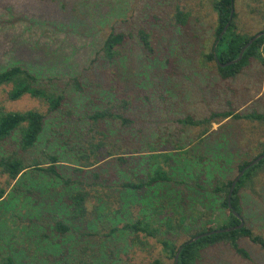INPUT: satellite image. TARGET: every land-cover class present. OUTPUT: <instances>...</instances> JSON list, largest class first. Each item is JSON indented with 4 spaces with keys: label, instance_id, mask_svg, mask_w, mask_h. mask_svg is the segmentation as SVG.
<instances>
[{
    "label": "rangeland",
    "instance_id": "obj_1",
    "mask_svg": "<svg viewBox=\"0 0 264 264\" xmlns=\"http://www.w3.org/2000/svg\"><path fill=\"white\" fill-rule=\"evenodd\" d=\"M214 1L0 0V71L23 66L41 86L66 98L63 110L49 113L46 105L30 96L8 100L9 87L0 88V103L7 111L39 110L47 117L42 142L30 157L42 161L48 154L64 156L78 143L86 147L102 142L100 157L131 156L150 172L152 164L143 159L151 153L177 155L179 162H187L178 166L191 165V170L172 172L163 165L172 179L173 207L193 214L187 227L171 234L163 231L161 238L142 233L136 238L124 232L127 222L154 214L138 206L139 195L122 191L119 178L130 175L117 173L113 162L108 169L102 167L111 159L107 158L96 166L103 173L99 179L84 180L83 186L91 192L88 223L69 219L71 213L63 202L69 189L64 182L49 185L45 196L40 190L49 182L46 179L39 188L25 184L18 197H13L10 187L0 201L4 203L0 207V257L13 254L20 264H174L162 240L180 245L205 227L217 229L226 219L229 211L221 207L224 194L216 199L211 189L218 179H234L240 165L263 150L264 122L219 119L200 138L206 127L184 121L207 118L214 112L264 114V66L255 61L236 77L224 80L215 63L206 62L204 55L212 50L218 29ZM79 3L86 5L79 8ZM177 7L189 13L185 26L173 20ZM83 9L93 15L100 10L103 16L83 17L79 25L74 24ZM234 13L236 32L255 36L264 31V0H235ZM112 31L124 34L126 43L109 60L101 46ZM141 31L150 36L153 52L143 48ZM97 112H110L129 123L107 118L100 125L90 119ZM9 148V143L1 145L0 156ZM70 158L75 160V154ZM60 165L74 167L73 161ZM0 188H6L3 175ZM240 195L244 223L264 236V168L245 182ZM170 210L171 204L160 200L157 211ZM56 221L71 226L68 236L58 235ZM113 227L120 231L111 235ZM240 242L250 259L219 244L201 250L198 264H264V251L247 239Z\"/></svg>",
    "mask_w": 264,
    "mask_h": 264
},
{
    "label": "trees",
    "instance_id": "obj_2",
    "mask_svg": "<svg viewBox=\"0 0 264 264\" xmlns=\"http://www.w3.org/2000/svg\"><path fill=\"white\" fill-rule=\"evenodd\" d=\"M85 5V3H79V8H82ZM96 7L99 8L100 6L96 5ZM234 7L235 0L214 1L213 8L218 13L216 41L212 46L210 53H205L204 55L206 62L215 63L217 73L221 79L224 80L236 77L255 61L260 62V64L264 66V35L258 38L246 50L239 63L222 68L220 63L216 61L215 55H217L218 59L223 64L235 60L238 58L245 45L254 37V35L236 32L238 31L237 27L234 24V21L231 20L228 30L223 37L219 39L225 26L230 22L231 12L234 10ZM97 12L98 15H93L85 9L80 10L78 17L72 22L79 25V22L83 17L87 18L92 16L101 18L103 16L102 12L100 10ZM234 18L235 13L232 16V19ZM66 20H70V18H66ZM173 20L176 25L185 26L189 21V13L184 12L177 7ZM139 38L143 43L144 49L149 52L154 51L151 46L150 36L147 33L144 31L139 32ZM125 41L126 36L124 34L112 31L106 39H104L101 46L105 57L109 60H113L119 53V49L125 45ZM217 42L218 45L216 46ZM42 50L44 51L43 48ZM4 87H9L7 99L10 101H17L24 96H30L46 105L49 113H55L65 108V96L41 86L38 83L35 74L23 66L14 65L0 71V88ZM231 117L234 119H248L264 122V114L262 113H253L244 116L239 113L234 114V112L231 111L224 113L214 112L209 117L198 120L190 117L184 122L194 126H205L206 129L200 135V138H204L208 133V128L211 124L217 122L219 119L224 120ZM46 118V115L39 110H29L25 112L7 111L0 103V146L8 143L10 145L8 151L0 156V175L6 177V188H0V201L4 200L7 190L10 187H13V197H18V195L23 194L21 189L25 184H30L31 187L37 186V188H39L43 180L46 179L49 182H47L45 187L40 190L41 196H45L49 185H58L64 182L65 186L69 189L68 193L63 198L65 207H67L71 213L69 219L73 223H88V203L91 199V192L86 190L83 186L84 184H87L84 180L86 178L99 179L103 173H100L99 171L101 170V166L97 168L96 166L103 160L111 158L104 163L102 167L108 169V165L113 162L117 165V173L130 175L129 179L119 178V186L122 191H125V194L136 193V195H139V198H136L135 200V202L138 203V206L141 205L142 208H150L154 214L153 218H138L134 222H127L122 228L124 232H131L137 235L136 238H138L139 233L145 234L149 237L161 238L163 231L166 234H171L173 231H179L182 227H187V224H189L188 222L191 223V220H193L192 213L187 212V214H182L173 207L175 205V197L170 188L172 179L169 176V171L163 167L164 164L168 165L169 170H172V172H174L175 169L177 171L182 169H184V171H189L191 170V165L188 167L182 166V168H180L178 164L181 162H179L177 155L153 152L149 155L150 157H146L143 160H145L144 163L146 164H148V162L151 163V166L154 169L150 172L148 170L144 171L143 166H141L140 163L141 161L138 162L135 159H132L131 156L126 157L124 154L115 153L106 158L100 157V149L101 147H104L102 142L97 144L90 142L86 147L82 146L81 143H78L70 152L63 153L62 155L64 156L48 154L42 161L36 158H31L30 153L41 144V138L46 132ZM107 118H120L123 121L122 123H129L127 119L115 116L110 112H97L90 117V119L100 123V125H102L101 122H103L101 120ZM103 135H105V133H103ZM72 153L75 154V160L70 158ZM263 154L264 147L259 155L253 160L244 162L240 165L238 175L234 179H216L215 186L211 189L213 193L212 195L217 199V196H222V194H224L221 207L226 211H229L226 219L223 222H219L220 225L217 229L205 227L201 231L193 234L188 241H185L180 245H174L168 240L161 241L160 244L162 245L163 250L172 257L174 264H198L201 250L219 244H226L237 254L250 259L251 256L249 251L240 245L241 239L249 240L264 251V236L256 234L245 223L241 229H235L230 232L213 233L201 237L197 241L190 242L204 233L214 230L234 228L239 226L242 221L245 222V218L242 214L243 205L240 189L245 182L255 174L256 170L264 168V159L246 170L232 193L231 187L240 173ZM77 155L79 157H77ZM175 158L177 159L174 160ZM61 159L63 161H61ZM66 161H73L74 167L71 168L66 165H60V162ZM185 161L186 160L182 161L181 164L183 165ZM185 163L187 164V162ZM208 166L210 172H213L209 163ZM69 174L71 175L68 179L66 176ZM134 178L136 179L134 180ZM109 179L106 180L110 181ZM73 189L74 191L72 192ZM28 192L30 193V191ZM160 200H164L166 206H169L170 203L172 210L167 211L164 214L157 211ZM229 204H231V207ZM2 205H4V203H1L0 207H2ZM236 214H238L239 217ZM54 230L61 237H66L68 236L69 231H71V226L63 221H56L54 224ZM119 231L120 230L117 227H113L110 234L113 235ZM177 255L178 259H176ZM0 264H20V262L13 254H4L0 257ZM153 264H159V261H155Z\"/></svg>",
    "mask_w": 264,
    "mask_h": 264
},
{
    "label": "water",
    "instance_id": "obj_3",
    "mask_svg": "<svg viewBox=\"0 0 264 264\" xmlns=\"http://www.w3.org/2000/svg\"><path fill=\"white\" fill-rule=\"evenodd\" d=\"M233 14H234V10H232V12H231V17H230V22H228L227 23V25L225 26V28H224V30L222 31V33H221V35H220V37H219V39H221L222 37H223V35L226 33V31L228 30V28H229V26H230V23H231V20H232V16H233ZM264 35V32H260V33H258V34H256L246 45H245V47L241 50V52H240V54H239V56H238V58H236L235 60H232V61H230V62H228V63H221L220 62V60L218 59V57H217V55H215V58H216V61L218 62V63H220V65H221V67L222 68H225V67H228V66H231V65H233V64H237V63H239L241 60H242V58H243V56H244V54H245V52H246V50L258 39V38H260L261 36H263ZM218 45V42L216 43V46ZM264 159V154L263 155H261V156H259L257 159H255L249 166H247L241 173H240V175L236 178V180L233 182V184H232V187H231V193L234 191V189H235V187H236V185H237V183H238V181L242 178V176L244 175V173L246 172V170L248 169V168H250V167H252V166H254V165H256V164H258L261 160H263ZM230 205V207H231V204H229ZM238 217H239V215L238 214H236ZM243 226H244V222L242 221L241 222V224L239 225V226H237V227H234V228H228V229H225V230H214V231H211V232H208V233H204V234H202V235H200V236H198V237H196V238H194L193 240H191L190 242H194V241H197L199 238H201V237H204V236H207V235H210V234H213V233H219V232H230V231H232V230H235V229H241V228H243ZM179 255V254H178ZM178 255L176 256V259H178Z\"/></svg>",
    "mask_w": 264,
    "mask_h": 264
}]
</instances>
